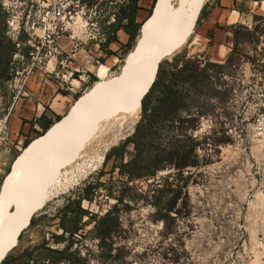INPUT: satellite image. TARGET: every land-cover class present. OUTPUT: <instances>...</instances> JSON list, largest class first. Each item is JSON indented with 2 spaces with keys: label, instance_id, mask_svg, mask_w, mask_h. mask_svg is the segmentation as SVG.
Here are the masks:
<instances>
[{
  "label": "rangeland",
  "instance_id": "374dc122",
  "mask_svg": "<svg viewBox=\"0 0 264 264\" xmlns=\"http://www.w3.org/2000/svg\"><path fill=\"white\" fill-rule=\"evenodd\" d=\"M45 1L50 3L46 9L40 6ZM55 1L72 10L73 17L64 36L76 43L89 44L95 43L93 36L99 38L101 33L105 34V41L98 44L110 41L122 17L121 10L130 3V0H0V42L9 45L3 52L9 56L6 73L0 63V116L13 100V85L20 84L22 56L28 46L25 42L31 24L41 20ZM152 1L144 2L147 8L141 18L137 17L139 27L149 16ZM214 1L186 2H191V18L195 6L200 5L191 34L177 53L185 51L189 59L197 58L201 66H207L208 77L202 93L195 98L203 113L196 114L193 106L189 112H181L174 122L172 137L184 140L187 150L191 142L196 143L194 151L183 153V166L178 168L170 160L153 176L129 182L116 172L108 175L112 158L105 159L107 151L135 127L129 118L118 116L112 124L98 129L81 151V157L47 182L41 207L18 235L16 246L8 251L10 256L14 258L42 240L51 248L62 249L67 235L64 241H54V235L63 234L55 214L79 201L88 213L81 222L90 214L102 217L112 209L118 226L104 239H99L93 221L82 226L81 232L71 237L70 251H75L77 258L73 262L60 260L58 264H264V16L247 25H237V42L229 46L228 58L210 59L203 53L205 47L193 44L192 40L206 7ZM127 51L121 50L122 59L119 57L108 70V64L99 59L74 101L115 73ZM197 53L200 54L196 56ZM193 124L197 125L194 129L190 128ZM179 129L193 140L177 133ZM43 132L32 133L17 147L7 145L0 149V189L12 161L25 148L24 142L30 143ZM163 139L169 138L165 135ZM105 146L109 149L103 152ZM97 153H103L102 161L94 159ZM191 161L196 164L191 165ZM180 172L186 176L185 181L180 179ZM164 183L173 190L161 194L163 202L169 205L168 199L172 195L176 198L171 211H165L164 206L156 209L152 202ZM87 185L91 186L90 193L82 197ZM125 185L131 188L124 193L122 202L116 201ZM108 247L111 256H106ZM26 264L34 262L30 258Z\"/></svg>",
  "mask_w": 264,
  "mask_h": 264
},
{
  "label": "bare ground",
  "instance_id": "6f19581e",
  "mask_svg": "<svg viewBox=\"0 0 264 264\" xmlns=\"http://www.w3.org/2000/svg\"><path fill=\"white\" fill-rule=\"evenodd\" d=\"M186 2L157 0L117 71L80 96L60 121L31 140L14 158L0 189V263L40 209L46 184L54 174L81 157L98 129L112 124L118 116L136 123L141 98L153 83L157 66L163 59L172 58L191 34L200 4L194 5L191 18V2ZM261 6L264 9V0ZM102 155L97 153L94 159L102 161Z\"/></svg>",
  "mask_w": 264,
  "mask_h": 264
},
{
  "label": "trees",
  "instance_id": "16d2710c",
  "mask_svg": "<svg viewBox=\"0 0 264 264\" xmlns=\"http://www.w3.org/2000/svg\"><path fill=\"white\" fill-rule=\"evenodd\" d=\"M136 1L130 0L129 5L121 10L122 17L117 25V27H123L129 35L127 43L123 44V52H126L131 47L139 27V23L135 21ZM154 1L151 2V5ZM150 11L151 7L149 14ZM124 19L126 21L122 23ZM237 37L238 32L236 30L234 31L235 43L237 42ZM113 38L114 36L110 37V39ZM7 48H9V45L0 42V63L4 73L7 71V63L9 62V56L3 55V52ZM122 54L119 56L120 59H122ZM186 55L185 51L181 54L177 53L170 59L162 60L159 66H157L155 79L141 98L139 117L132 133L112 146L106 153V160L112 158L108 175L116 172L127 182L139 178L146 179L163 168L167 161L173 160V164L178 168L183 166L182 155L185 150L187 152L194 151L195 142H191L187 150L185 149L184 140L172 137L175 127L174 122L181 112H189L195 106L196 114L203 113L202 105L197 103L195 98L198 94L202 93L203 84H205V79L208 77L206 73L207 66H201L197 58L191 60ZM207 65H210V63ZM60 118L57 115L54 121H47L42 116L38 121L41 126L38 133L46 131L48 127ZM196 126V124H193L190 128L194 129ZM182 131V129H179L177 133L187 136L185 131ZM165 135L169 138L168 140L163 139ZM187 138L190 141L193 140L191 136H187ZM27 142V140L24 142L26 146L29 144ZM190 164L195 165L196 163L191 161ZM178 175L181 180L185 181L186 176H183L181 172ZM90 188V185L85 186L82 197L88 196ZM130 188V186L125 185L121 193L116 197V201L122 202L124 200V193ZM169 190L172 191L173 189L167 183H164L157 189L152 201L156 209L164 206L165 211L172 210V204L176 200L175 195H172L173 197L171 196L168 199V201L171 200L169 205H166L161 198V194ZM84 214L88 213L85 209L81 208L79 201H75L73 206H64L55 214L58 226L63 230V234L54 235V241L56 243L64 241V236L67 235L62 249L56 250L51 248L42 240L31 249L25 248L21 250L20 254L14 258L7 252L8 255H4L5 257L1 264H26L30 258L34 264H58L60 260L73 262L77 256L75 251H70L72 244L71 237L76 232H81L82 226L93 221L99 239L107 238L112 228L118 226L117 216L111 215L112 209L108 210L102 217L94 218L90 214L85 221L81 222ZM106 256H111L110 247L107 249Z\"/></svg>",
  "mask_w": 264,
  "mask_h": 264
},
{
  "label": "crops",
  "instance_id": "0c3cea01",
  "mask_svg": "<svg viewBox=\"0 0 264 264\" xmlns=\"http://www.w3.org/2000/svg\"><path fill=\"white\" fill-rule=\"evenodd\" d=\"M140 1L142 0L136 1V22L140 21L138 18H141L142 12L147 8L145 4H140ZM262 3L263 0H215L209 3L198 24V31L194 34L193 44L205 47L203 53L210 59L226 57L231 49L229 46H234V31L238 29L237 25H247L253 22L254 18L264 16ZM125 21L124 19L122 23ZM68 39V36H63L59 42L61 49L70 55L66 56L67 63L63 68L55 64L56 59H53L48 63V72L34 69L26 78L24 87L27 95L20 97L14 105L7 126L9 137L16 140L17 145L40 130L38 121L42 116L47 121H54L57 115L63 118L75 102L77 94L81 92L86 78L93 73L92 68L97 67L98 60L102 58L104 63L108 64L106 70L115 65L129 35L120 26L116 28L114 38L107 43L80 42L74 49L73 41ZM198 54L200 53L196 56ZM53 66L60 73L67 70L73 72L69 78V88L60 82L59 77L53 73L54 69L50 71Z\"/></svg>",
  "mask_w": 264,
  "mask_h": 264
},
{
  "label": "built area",
  "instance_id": "2783aa9c",
  "mask_svg": "<svg viewBox=\"0 0 264 264\" xmlns=\"http://www.w3.org/2000/svg\"><path fill=\"white\" fill-rule=\"evenodd\" d=\"M49 4L47 1L42 2L40 6L42 8H48ZM72 10L70 6H64L62 3L53 2L48 10L42 16L41 20L36 21V24H31L30 32L28 33L27 41L25 42L26 53L22 56V72L23 75L20 78V84L18 87L13 85L15 94L10 105L7 106L6 112L0 116V149L4 146H12L17 144L8 135V119L12 113L13 107L22 96L27 95V90L24 87L27 76L34 69L45 70L48 72V63L56 59L55 64H58L60 68L67 63V57L69 56L66 52L61 49L60 41L62 40L67 27L68 21L72 18ZM67 20V21H66ZM113 20V18H111ZM108 20L107 23H109ZM86 23V22H85ZM71 37H73L71 35ZM104 40L105 34L101 33L99 38L93 36V41L97 43ZM80 43V42H79ZM79 43L73 42L72 48L74 49ZM62 57H61V56ZM60 56V57H59ZM55 67L50 70L52 71ZM49 71V72H50ZM53 73L59 77L60 82L64 84L65 87H70L69 78L73 75V72L67 70L60 73L59 70H53ZM22 74V73H21Z\"/></svg>",
  "mask_w": 264,
  "mask_h": 264
},
{
  "label": "water",
  "instance_id": "95a60500",
  "mask_svg": "<svg viewBox=\"0 0 264 264\" xmlns=\"http://www.w3.org/2000/svg\"><path fill=\"white\" fill-rule=\"evenodd\" d=\"M157 0H155L153 3H152V5H151V11H150V14H149V17L152 15V13H153V9H154V5H155V2H156ZM149 17L147 18V19H145L143 22H141V24H140V26L142 25V23H144L146 20H148L149 19ZM141 103V102H140ZM62 118V117H61ZM60 118V119H61ZM59 119V120H60Z\"/></svg>",
  "mask_w": 264,
  "mask_h": 264
}]
</instances>
